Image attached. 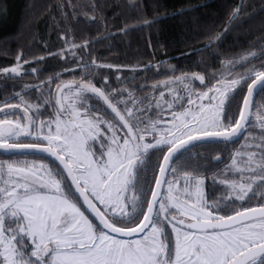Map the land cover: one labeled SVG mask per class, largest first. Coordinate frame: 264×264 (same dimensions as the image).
I'll use <instances>...</instances> for the list:
<instances>
[{
	"label": "snow or ice",
	"instance_id": "6c2138e0",
	"mask_svg": "<svg viewBox=\"0 0 264 264\" xmlns=\"http://www.w3.org/2000/svg\"><path fill=\"white\" fill-rule=\"evenodd\" d=\"M245 7L240 0L231 8L205 49L242 22ZM88 44L66 37L56 55L65 49L75 55ZM256 58L252 48L222 59L211 82L197 71L166 77L155 87L163 85L171 99L163 91L139 98L123 86L109 90L85 79L88 72L59 80L53 115L40 113L50 99L34 103L23 90L41 89L59 74L23 85L10 97L16 103H0V152L10 157L0 159V264H264V103L255 100L264 93V62L250 64ZM15 59L0 68L5 79L23 72L27 61ZM94 66H101L95 58L76 65ZM253 119L259 136L248 130ZM241 135L224 170L233 178L220 181L226 195L207 199L205 176L174 163L196 142L227 145ZM44 154L52 159H28ZM154 155L158 170L146 190Z\"/></svg>",
	"mask_w": 264,
	"mask_h": 264
},
{
	"label": "trees",
	"instance_id": "16d2710c",
	"mask_svg": "<svg viewBox=\"0 0 264 264\" xmlns=\"http://www.w3.org/2000/svg\"><path fill=\"white\" fill-rule=\"evenodd\" d=\"M239 2L0 0V68L14 64L17 54L27 61L23 63L24 72L19 77L5 79L0 74V103L6 100L8 103L18 102V98L12 100L10 97L21 91L23 85H38L40 81H47L48 77H56L57 74L58 79H54L50 85L45 83L41 89L30 87L23 90L25 98L31 102L51 100V105L45 103L41 108L42 117L55 112L56 85L59 80L80 79L82 74L88 72L91 76L85 75V79L91 78L97 86L109 90H119L123 86L134 90V95L139 98L151 97L153 94L158 96L163 91L164 99H171L163 85L155 87L166 77L197 71L205 74L206 82H211L213 72L221 70L222 59L237 56L252 48L257 50V58L251 59L250 64L259 66L264 62V55H260L264 50L261 48L264 44V12L261 11L264 9V0H244L246 7L242 22L231 26L220 42L211 48H204L210 34L223 30L229 11ZM180 9L190 10L177 14ZM62 32L65 33L64 37L61 36ZM69 36L77 45L84 40L89 41V44L86 48H77L75 55L67 49L65 55H56L59 49L65 47V38ZM93 58L101 66L88 69L76 67L78 63H90ZM107 65H117L119 68H109ZM248 66L243 65L244 68ZM33 68L39 71L33 73ZM237 71H243V68L238 65ZM105 76L108 77L107 82L103 79ZM193 83L197 87L201 86L198 80ZM241 92H246V85ZM255 100L264 103V93L258 92ZM240 101L238 92L233 100L234 111ZM90 103H99L100 107L106 108L102 102L93 100ZM154 103L150 116L155 115ZM253 122L250 121L248 130L259 136L261 130L256 126L257 122ZM244 139L243 136L227 145H197L174 163L181 171L195 169L204 175L206 198H217L225 192L219 178L231 172L224 171L231 160L230 154L241 146ZM216 157L219 161L214 162ZM8 158L0 154V159ZM41 158L28 156V159ZM152 164L148 183L144 185L146 190L154 184L153 173L158 170L156 155L152 157ZM255 202L256 198H253L247 204L251 206Z\"/></svg>",
	"mask_w": 264,
	"mask_h": 264
},
{
	"label": "rangeland",
	"instance_id": "374dc122",
	"mask_svg": "<svg viewBox=\"0 0 264 264\" xmlns=\"http://www.w3.org/2000/svg\"><path fill=\"white\" fill-rule=\"evenodd\" d=\"M1 6V5H0ZM16 61V60H15ZM21 67L23 68V63H22V65H21ZM24 72V71H23ZM23 72L19 75V76H21L22 74H23ZM199 82V81H198ZM174 86H172L174 89H181V85H179V84H173ZM185 103H186V99H185V101H184ZM16 114L17 115H21L22 114V112L20 111V110H17V112H16ZM253 121H255V119H253L252 120V122ZM256 122V121H255ZM255 122H253V124H256ZM97 147H99L98 145H97ZM227 175H229V176H227ZM223 178H229V179H231V178H233V173L232 172H230L229 174H224V175H222L220 178H219V180L221 181V179H223ZM235 178H239V174H235ZM206 189V188H205ZM208 191V190H207ZM205 193H207L206 192V190H205ZM224 195H226V189H225V192H224ZM169 230H170V228H169Z\"/></svg>",
	"mask_w": 264,
	"mask_h": 264
},
{
	"label": "water",
	"instance_id": "95a60500",
	"mask_svg": "<svg viewBox=\"0 0 264 264\" xmlns=\"http://www.w3.org/2000/svg\"><path fill=\"white\" fill-rule=\"evenodd\" d=\"M257 94H258V92L255 93V97H256ZM109 112H110V110H109ZM249 123H250V122H249ZM242 137H243V135H241V136H240L237 140H235V141L240 140ZM208 143H215V142H196V143H195V146L200 145V144H208ZM195 146H194V147H195ZM190 148H192V147H190ZM190 148H189V149H190ZM0 154L3 155V156L8 157V156L5 155L3 152H0ZM29 156H39V157H41L40 155H29ZM43 158H47V159H49V160L52 159L51 157H48L47 154H44ZM217 161H219V158H218V157L214 158V162H217Z\"/></svg>",
	"mask_w": 264,
	"mask_h": 264
}]
</instances>
